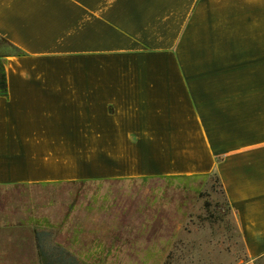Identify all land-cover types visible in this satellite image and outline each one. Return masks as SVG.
Instances as JSON below:
<instances>
[{"label": "crops", "instance_id": "1", "mask_svg": "<svg viewBox=\"0 0 264 264\" xmlns=\"http://www.w3.org/2000/svg\"><path fill=\"white\" fill-rule=\"evenodd\" d=\"M0 41V264H42L40 228L72 264L133 260L105 236L152 223L77 195L40 219L25 187L194 176L218 181L239 264L264 260V0H0Z\"/></svg>", "mask_w": 264, "mask_h": 264}, {"label": "rangeland", "instance_id": "2", "mask_svg": "<svg viewBox=\"0 0 264 264\" xmlns=\"http://www.w3.org/2000/svg\"><path fill=\"white\" fill-rule=\"evenodd\" d=\"M1 47L5 48L2 44ZM21 193L25 198L26 211H33V206L40 219L48 214L47 207L65 206L64 198L76 195L85 197L90 207L105 208L109 204L110 207H120L122 211L132 208L141 212L143 209L147 215L151 214V226L142 229L144 234L105 236L110 240L128 238L125 243H104V248L107 251L112 246L131 247L137 250L129 254L131 258L136 255L135 259H128V256L114 260L110 252L108 258L112 259L101 261L104 264H239L244 259L240 235L213 176L30 186L22 192L19 190V195ZM111 201L115 202L112 204ZM54 216L59 217V214L54 213ZM42 221L47 223L46 219ZM164 228L168 232L164 233ZM38 230L42 231V247L56 263L62 255L56 246L74 249V244L69 242L70 236L63 233L65 230ZM75 247L79 248V245ZM259 264H264V260Z\"/></svg>", "mask_w": 264, "mask_h": 264}, {"label": "trees", "instance_id": "3", "mask_svg": "<svg viewBox=\"0 0 264 264\" xmlns=\"http://www.w3.org/2000/svg\"><path fill=\"white\" fill-rule=\"evenodd\" d=\"M3 45V43L0 41V45ZM6 82L4 68L0 64V90L3 92L4 84ZM38 251L41 257V263L42 264H72L68 263L69 256L64 253V251H60L62 254L61 257L58 259L59 263H56L54 260H52L51 256L44 250V248L41 245L39 236H38ZM68 256V257H67ZM73 260V259H71ZM73 262V261H72Z\"/></svg>", "mask_w": 264, "mask_h": 264}]
</instances>
